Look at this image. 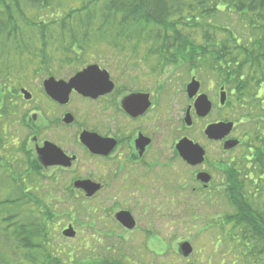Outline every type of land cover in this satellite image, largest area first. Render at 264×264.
<instances>
[{
	"label": "rangeland",
	"instance_id": "obj_1",
	"mask_svg": "<svg viewBox=\"0 0 264 264\" xmlns=\"http://www.w3.org/2000/svg\"><path fill=\"white\" fill-rule=\"evenodd\" d=\"M53 5V9L45 8L42 5L29 7L25 11L26 16L46 21L51 19L49 18L50 13L55 9V12L59 13L58 19H60L70 9L78 7L79 2L60 0ZM243 16V14H237L236 11L234 13L227 11L225 8L224 12L211 17V22L209 20L205 22L206 25L227 27V30L215 33V36L221 39L233 35L230 33L231 30L236 35H246L245 32L248 33L247 35H251L249 26L241 18ZM200 25L201 22L194 27V32L189 33L194 38L191 40L190 46L199 48L200 40H197L195 32L200 29ZM211 31L214 30L200 29L199 34H212ZM129 32H132L131 36L146 35L137 26L132 27ZM59 42L55 45V49L49 51L53 63L45 62L43 64L39 59L29 61L28 58H23L22 65L18 66L23 68L22 71L16 72L14 69L8 76L7 74L4 75L3 71L0 72V91L3 92L4 99V102L0 103V138L5 143V148L0 149V156L3 154L12 156V158L15 157L12 162L15 167L20 168L17 171L18 177L30 179L28 183L32 186V191L29 190L26 194L28 196L36 195L54 213L52 221L49 223L47 238L44 240L48 251L54 254L51 256L53 259L41 257L42 259L39 260L42 262L41 264H94L89 260L90 253L93 254L94 252V249L91 248L99 246L100 241L109 248L110 253L113 254V260L115 259L119 264H132L131 262L135 264H226L229 252L237 251V244L240 243L236 240L230 242L227 236L230 225L222 226V220L226 217L225 215H232L236 210L239 212L240 205L238 204L237 207L235 204L237 201L236 190L233 193L225 192L227 189H224V181H219L218 178L222 176L219 173L216 174V179L212 181L213 186L210 191L205 192L207 195L203 196L200 191H196V193L191 191V187L195 185L191 179L188 181L187 191H183L182 194L180 188H175L172 191L170 187L172 181L175 183L176 180H171L166 184L164 180L157 179L156 185L161 186L162 191H159L158 187L155 189L153 184L152 186L156 204L161 205L163 210L158 209L153 216L141 217V226L129 233H122L121 228L108 224L105 220L107 215L102 214L103 208L108 206L107 202L116 195L115 191L111 194H105L106 192L103 191L96 198L89 200L82 191H77L72 185L74 181L79 179H37V170L36 175L31 178L26 175L28 171L33 170L29 166L28 155L31 156L32 161L37 166L32 139L34 136L41 138V134L44 135L47 132L38 128L41 122L39 113L44 116L45 111L41 107L42 101L46 103L45 98H41L39 82L41 75L50 69L51 72L52 69L55 70L56 76H60L59 78L65 81L67 76L69 77L91 62L101 66L105 65V67L110 66L115 72L123 71L124 73L126 69H133L135 77L130 74L124 75L121 79L124 80V83H137L139 78L144 76L145 79L155 82L156 76H167L169 80L165 81L164 84L167 85L162 91L165 92L166 97L171 99L174 106L182 110V105L190 104L192 101L189 99L187 86L185 87L186 94L184 92V84L187 83L190 76L191 78L195 77L200 82L201 90L213 101L214 108L206 117L198 119L196 126L190 132L198 133L204 124L217 119L232 121L235 126L234 137L239 140V145L230 154H221L220 158L230 160L229 156H231L233 162H236V170H239L238 159L248 154L246 153L247 142L250 141L254 144L252 141L254 140L252 137L254 128L257 123L261 126L258 117L263 116L264 111H259V106L255 104L258 94L248 87L244 97L248 102L247 109L239 112L237 101H235L231 91L234 89L235 80L225 79L221 76L222 74H218L213 68H209V62L204 55H201V59L206 64L205 67L202 66L201 59L197 58L196 61L192 62L184 57L178 61V65H173L160 57H152V52L155 50V44L152 42L140 43L141 48L136 47L133 41L128 43L129 46L122 47H108L107 44L93 42L84 55L80 49L73 48V46L69 49L62 48ZM190 46L182 48L181 52L190 50ZM150 48L152 49L150 50ZM153 68L156 70L153 71ZM220 85L224 86L227 92L226 102L222 108L217 107ZM21 88H25L31 93L32 98L30 100L23 98L20 93ZM220 105L222 104L220 103ZM49 108L47 105L45 106L46 110ZM204 145L206 147L211 145L212 152L217 150L221 152V144L206 141ZM236 176L237 172L235 179H237ZM221 179L225 178L221 177ZM92 180L100 182L105 179ZM243 184H245L244 188L247 186L246 190L249 191V194L245 192V195L252 196L250 191L254 189L253 183L244 181ZM228 187L229 181L226 185V188ZM107 195L108 199L106 200ZM258 201L261 202L262 198ZM27 207H23V213L29 208H33V206ZM101 215L104 216L103 220ZM69 225L76 231L73 238H67L61 234V231ZM148 228L154 230L156 236H150L152 245L144 247L142 241L147 236L145 230ZM107 231H110L111 236L118 234L119 237L104 238L107 236ZM176 240L188 241L191 244L193 250L189 257L180 255ZM114 241V244H110ZM94 254L97 255L98 252L95 251ZM120 258L122 260L119 261Z\"/></svg>",
	"mask_w": 264,
	"mask_h": 264
},
{
	"label": "trees",
	"instance_id": "obj_2",
	"mask_svg": "<svg viewBox=\"0 0 264 264\" xmlns=\"http://www.w3.org/2000/svg\"><path fill=\"white\" fill-rule=\"evenodd\" d=\"M57 1L60 0H0V72L8 76L14 69L22 71L18 66L22 65L23 58L53 63L49 51L55 49L58 41L62 48L73 46L83 55L93 42L122 47L133 41L139 48L140 43L152 42L155 44L152 57H160L173 65H178L182 57L193 62L204 55L209 68L225 79L235 80L231 91L239 112L247 109L244 97L248 87L258 94L255 104L259 111H264V0H73L79 2V6L60 19L55 9L50 13L51 19L46 21L26 16L29 7L42 5L53 9ZM225 8L247 15L241 18L252 34L236 35L231 30L233 35L216 37V32L227 27L206 25V22H211L210 18L224 12ZM199 22L201 30L214 31L201 35L197 29L198 48L190 46L194 38L189 33L194 32ZM134 26L146 35L131 36L129 31ZM188 46L190 50L181 52ZM202 66L206 64L203 62ZM3 100L0 91V103ZM258 118L261 126L257 123L253 130L254 144L248 141V154L237 161L235 204L240 205V211L232 213L234 216L225 215L222 220V226L230 225L227 230L230 242L240 243L237 251L229 252L226 264H264V115ZM1 148H5V143L0 138ZM14 158L0 156V264H41L42 258L53 259L54 254L48 251L44 240L54 213L36 195L26 194L32 191L30 179L18 177L20 168L13 164ZM28 158L33 170L26 175L31 178L36 175L37 166L30 155ZM244 181L253 183L252 196L245 195L249 191L247 186L244 188ZM27 205L33 208L23 213ZM91 249H94L89 256L91 263L119 264L101 241Z\"/></svg>",
	"mask_w": 264,
	"mask_h": 264
},
{
	"label": "flooded vegetation",
	"instance_id": "obj_3",
	"mask_svg": "<svg viewBox=\"0 0 264 264\" xmlns=\"http://www.w3.org/2000/svg\"><path fill=\"white\" fill-rule=\"evenodd\" d=\"M93 65H97L100 71H105L107 76L93 72L95 75L86 81L87 94L71 89L65 102L51 98L43 88V82L50 77L60 80L55 70L52 69L51 72L50 69L41 75L40 94L46 103L42 101L41 107L45 111L44 116L39 113L41 122L38 128L47 132L46 135L41 134V138L34 136L32 139L37 161V179H88L99 183L100 188L97 191L85 196L89 200L96 198L103 191L105 194L115 191L116 195L107 202L108 206L103 208L102 214L107 215L105 220L108 224L121 228L122 233L132 232L141 226V217L153 216L158 209L163 210L161 205L156 204L152 186L153 184L155 189L158 187V190L162 191L161 186L156 185L157 179L164 180L166 184L176 180L175 183L172 181L170 187L172 191L180 188L181 194L187 191L186 187L191 179L195 183L191 191H200L203 196L207 195L205 192L210 191L212 181L219 173L222 176L218 179L220 182L224 181V189H227L225 192H235L236 162H233L231 156L230 160L220 158L221 154L228 155L239 145L230 149L224 148L226 141L236 140L234 123L231 131L217 140L204 134L206 126L232 121L217 119L204 124L198 133L190 132L196 126L197 120L206 117L214 108L213 101L207 96L211 102L210 111L205 116L197 114L195 100L199 95H206L201 87L193 97L186 95L192 101L182 105L180 111L162 91L167 85L164 84L165 81L169 80L167 76H156L155 82L145 79L144 76L139 78L137 83H124V80H121L124 75L135 77L133 69H126L123 73L94 62L86 66ZM75 73L66 79L69 80ZM187 83L184 84V92ZM220 88L221 86L218 89V98ZM46 105L51 108L46 110ZM224 105H220L218 100V108ZM183 140L190 141L203 150L201 162L191 164L184 158L180 144ZM206 141L221 144V152H212L211 145H204ZM92 179L105 180L98 182ZM200 179H208V182ZM228 181L229 187L226 188ZM168 189L171 190L169 187ZM120 211L129 213L133 218V228H128L117 220L116 214ZM103 217L101 215L102 220ZM145 231L147 236L142 245L151 246L150 236H156L155 231L150 228ZM112 235L107 231L108 238L119 237L118 234ZM176 242L178 249L185 241ZM114 243L115 241L110 244Z\"/></svg>",
	"mask_w": 264,
	"mask_h": 264
},
{
	"label": "water",
	"instance_id": "obj_4",
	"mask_svg": "<svg viewBox=\"0 0 264 264\" xmlns=\"http://www.w3.org/2000/svg\"><path fill=\"white\" fill-rule=\"evenodd\" d=\"M100 72L104 73L107 76L105 71H100L96 65L89 66L84 68L83 70L77 72L73 75L67 82L63 80L56 81L53 77L46 79L43 82V88L47 95L51 98L58 100L60 102H65L68 99V95L71 89H75L76 91L87 94L88 86L86 81L93 75L94 73ZM95 88V87H94ZM199 89V82L192 79L190 83L187 84V93L191 98L193 97ZM21 93L23 94L24 99L28 100L31 98V94L21 89ZM225 101V92L220 93V103L224 104ZM195 109L199 116H205L211 109V102L208 100L206 95H199L195 100ZM187 120V118H186ZM188 122V121H187ZM233 127L232 122H219L216 124H210L206 126L204 130V134L211 139H221L225 135H227ZM181 147L184 151V158L191 164L199 163L203 160V150L196 144H193L190 141L183 140L181 143ZM238 144L237 140L226 141L224 144V148L230 149ZM48 152V151H47ZM49 156V155H48ZM48 156H46V162L48 163ZM202 175V174H201ZM204 182H208V179H200ZM73 186L77 189H81L85 196L92 195L95 191L100 188L99 183L92 182L88 179H79L74 181ZM116 218L118 221L122 222L124 226L128 228H133L134 220L129 215V213L120 211L116 214ZM75 230L71 225L62 230L61 234L67 238H73L75 236ZM179 252L187 257L192 252V246L189 242L185 241L179 245Z\"/></svg>",
	"mask_w": 264,
	"mask_h": 264
}]
</instances>
